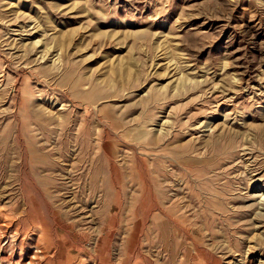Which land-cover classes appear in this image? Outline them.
<instances>
[{"label": "rangeland", "instance_id": "obj_1", "mask_svg": "<svg viewBox=\"0 0 264 264\" xmlns=\"http://www.w3.org/2000/svg\"><path fill=\"white\" fill-rule=\"evenodd\" d=\"M259 190L264 0H0V264H264Z\"/></svg>", "mask_w": 264, "mask_h": 264}, {"label": "bare ground", "instance_id": "obj_2", "mask_svg": "<svg viewBox=\"0 0 264 264\" xmlns=\"http://www.w3.org/2000/svg\"><path fill=\"white\" fill-rule=\"evenodd\" d=\"M109 82H110V81H109ZM223 102H224L223 99H220V100H219V103L217 104V106L220 107V106L222 105ZM217 106H216V107H217ZM218 107H217V108H218ZM218 109H219V108H218ZM218 109H217L216 111H218ZM85 110H86V109H85ZM95 113H96V112H95ZM64 119H65V118H64ZM65 127H66V126H65ZM65 129H66V128H65ZM65 133H66V132H65ZM89 140L92 141V139H89ZM85 142H86V141H85ZM88 143L90 144V141H89ZM64 144H65V145H64ZM85 144H86V143H85ZM63 145H64V146L67 145V144L65 143V141L63 142ZM90 145H91V144H90ZM64 146H63V147H64ZM67 146H68V145H67ZM80 156H81V155H80ZM257 196L259 197V201H258V202H259V204H260V207L263 208V211H264V191H262V190L260 191V190H259V193H257ZM172 204H173V203H172ZM165 205H166V202L162 203V204H161V207L164 209V208H166ZM173 205H174V204H173ZM174 206H175V205H174ZM260 207H259V208H260ZM261 214H262V213H261ZM3 226H4V225H3ZM0 230H1V229H0Z\"/></svg>", "mask_w": 264, "mask_h": 264}]
</instances>
